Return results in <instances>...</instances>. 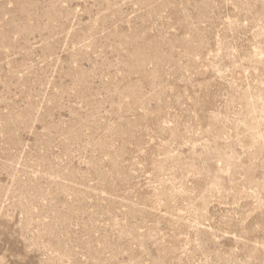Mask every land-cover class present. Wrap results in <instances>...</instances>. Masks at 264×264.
<instances>
[{
	"label": "rangeland",
	"instance_id": "1",
	"mask_svg": "<svg viewBox=\"0 0 264 264\" xmlns=\"http://www.w3.org/2000/svg\"><path fill=\"white\" fill-rule=\"evenodd\" d=\"M0 264H264V0H0Z\"/></svg>",
	"mask_w": 264,
	"mask_h": 264
}]
</instances>
